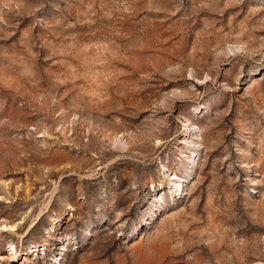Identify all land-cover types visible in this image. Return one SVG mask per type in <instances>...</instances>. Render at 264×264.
<instances>
[{
	"label": "rangeland",
	"instance_id": "374dc122",
	"mask_svg": "<svg viewBox=\"0 0 264 264\" xmlns=\"http://www.w3.org/2000/svg\"><path fill=\"white\" fill-rule=\"evenodd\" d=\"M0 264H264V0H0Z\"/></svg>",
	"mask_w": 264,
	"mask_h": 264
},
{
	"label": "bare ground",
	"instance_id": "6f19581e",
	"mask_svg": "<svg viewBox=\"0 0 264 264\" xmlns=\"http://www.w3.org/2000/svg\"><path fill=\"white\" fill-rule=\"evenodd\" d=\"M188 127L190 128L191 127V125H188ZM190 130V129H189ZM115 144L117 145V146H119L121 149H123V150H125L126 148H127V142H126V140L124 139V138H117L116 140H115Z\"/></svg>",
	"mask_w": 264,
	"mask_h": 264
}]
</instances>
